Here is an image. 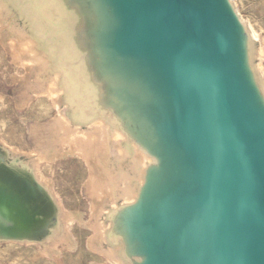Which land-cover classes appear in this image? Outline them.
Wrapping results in <instances>:
<instances>
[{"label":"water","instance_id":"water-1","mask_svg":"<svg viewBox=\"0 0 264 264\" xmlns=\"http://www.w3.org/2000/svg\"><path fill=\"white\" fill-rule=\"evenodd\" d=\"M4 4L52 61L71 119L102 121L131 162L149 159L134 198L104 213L120 260L264 264V81L232 1ZM10 156L0 145V239L40 240L58 207Z\"/></svg>","mask_w":264,"mask_h":264},{"label":"bare ground","instance_id":"bare-ground-1","mask_svg":"<svg viewBox=\"0 0 264 264\" xmlns=\"http://www.w3.org/2000/svg\"><path fill=\"white\" fill-rule=\"evenodd\" d=\"M2 6L0 5V52L6 56L8 63L0 64V84L3 82L14 87L15 119L21 122L22 130H28L31 146L26 148L6 117H0V141L14 155L28 156V162L38 179L57 196L62 208L65 233L58 239H52L47 246L26 242L32 244L29 245L30 252L27 255L20 251L21 242L8 241V246L3 248L0 244V252L7 251L11 256L7 263L0 264H59L58 257L55 256L64 257L70 264H124L115 249L104 247L107 225L103 223L102 217L108 210L106 204L113 207L119 200L125 202L134 198L136 184H133V180L140 178L142 168L149 159L136 152L127 168L116 169V175L108 177L106 171L100 168L101 160L112 158L118 167L127 162L128 154L123 147V136L116 130L110 133L102 121H96L85 129L69 126L68 118L59 105L63 91L59 86L58 74L49 80L43 78L49 63L30 36H13L7 33L4 38L2 32L7 29L3 26L5 21L1 13ZM250 29L253 36L258 38L252 24ZM0 89L3 90V87L0 86ZM0 100L5 104L6 99L2 93ZM41 101L44 102L46 113L55 107L57 115L45 121L31 122L28 116L24 117L20 112L25 103L31 104L27 108H31L32 112L35 104ZM74 161L85 172L79 183L81 193L75 197L68 191L69 179L72 178L75 166L71 163ZM114 188L118 195L116 198ZM80 197L84 199L82 208L77 203ZM13 249L17 250V255L11 254ZM29 255H37V259H32Z\"/></svg>","mask_w":264,"mask_h":264},{"label":"rangeland","instance_id":"rangeland-1","mask_svg":"<svg viewBox=\"0 0 264 264\" xmlns=\"http://www.w3.org/2000/svg\"><path fill=\"white\" fill-rule=\"evenodd\" d=\"M231 1L234 4V7H235L238 15L240 16L241 20L244 22L247 29L251 33L253 41L255 42L254 62H255V64H257L256 67L259 71L258 72L259 76L263 80L264 79V0H240V1L239 0H231ZM243 3H245V4L242 6ZM0 5L1 6L3 5L2 6L3 8L1 9V11H2L1 13H2L3 19L5 21L3 23V26H6V29H7V30L5 29L6 31L3 30V32H2L4 38H6L5 35H7V33H8V35H13V36H15V35H17V36H19V35L31 36L32 35V33L28 32V30L26 29L24 22L22 21L23 19L21 18L22 17L21 14L15 8H13L12 4H11V6H6L4 4V0H0ZM255 21H257V22H255ZM250 24H252L255 27V29L258 33V38L253 36L252 31L250 29ZM32 37L34 38L33 35H32ZM260 50H261V53L263 52L262 54L260 53ZM48 61H49V66L46 67L45 73L44 74L42 73L43 74L42 76L45 80H49L50 78H53L56 75L55 68H54L50 58H48ZM7 63H8V59L6 58L5 55L1 54V52H0V64L6 65ZM0 86L3 87V90L0 89V94L2 93V95H4V99H6L5 104H3V102L0 100V117H6L8 122L14 126V130H15L16 134L21 137L22 141L26 144L25 146L27 148V147L31 146V143L29 141L28 130L27 131L22 130V127L20 126L21 122L17 121L15 119V111L13 108H14L15 103H16L15 102L16 93H15L14 87L10 86V84H5L3 82H1ZM60 88L62 89V87H60ZM64 97H65V95L62 94L61 98H60L61 101H60L59 105H60L62 112L65 114V117L68 118L69 126L71 128L78 126L80 128L85 129V128H89L90 125H93L96 122L95 121V122H91L88 124H78V123L74 122V120L71 119V116L68 115L69 104L67 102V99L65 101ZM36 102L37 101L35 100V103ZM30 105H31L30 103H25L22 106V108H21L22 110L20 112L22 114H24L23 115L24 117L28 116L29 119L31 120V122L35 121V120L45 121L46 119L55 117V115H57L55 112V109H56L55 107H52L51 111L46 113V111H45L46 108L44 107L45 105H44L43 101L35 104V107H34L32 112H31V108L30 109L27 108ZM44 113H46V114H44ZM41 114L42 115L44 114V115L42 116ZM97 121H99V120H97ZM106 126L109 128V132L111 133L113 131L112 128H110L108 125H106ZM18 143H19V141H18ZM18 143H16V144H18ZM0 145L7 148L9 150L11 156H12V157L10 156V158L9 157L7 158L8 162H10V160H13L12 158H16L18 160L19 164H25L30 169H32L35 176H36L34 168L28 162V160H29L28 156L26 157L23 155L22 156L21 155H14L11 152V150L1 141H0ZM129 153L132 154L131 151H129ZM111 157H112V155H111ZM131 158H133V155L131 156ZM111 159H109L107 161L101 160V164H100V168H103L104 171H106L108 177L116 175V172H115V171H117L116 169L119 170V168H123V167L127 168L128 167L127 165L132 163L129 159H127L126 163H123L122 165H120V167H118L116 165V163L114 162V159H112L113 163L111 164ZM71 164L72 165L75 164V166H74V172H73L72 178L69 179L70 183L68 185V191L71 193L72 196L75 197L76 195H79L81 193V188H79V183H80V180L85 176V172L82 169H80L79 166H77V161H74ZM36 178L38 179L37 176H36ZM110 179H112V178H110ZM40 183L45 187V189L51 195L52 199L54 200L55 204L58 207V221H57L56 225H54V227L50 230V232L48 233V236H46L40 240H6V239H0V242H1L0 244H1L2 248L8 246L6 244L8 241L21 242L22 246H20V248H21L20 251L22 254L27 255L30 252L29 251L30 250L29 245L36 244L37 246H45V245L47 246V245L51 244L52 239L53 240L58 239L59 237H61L65 233V225H64V220L62 218V208H61V205L58 201L57 196L44 183H42L41 181H40ZM114 194H115L114 196L116 198L118 196L116 189L114 190ZM118 202L120 203V202H122V200H119ZM77 203L79 205L78 207L82 208V205L84 204V199L82 197H80V199L78 200ZM109 206H110L109 204H106L107 209L109 208ZM102 219H103V223L107 225L108 222L105 220L104 215H103ZM26 242H30L32 244H29ZM109 245L106 244V241L104 240V247L107 248V247H109ZM0 253H1L0 262L7 263L10 260L11 256L7 253V251H4V250L1 251ZM11 254L17 255L18 252H17V250L13 249V250H11ZM29 256L32 259H37V255H29ZM55 257H58L59 264H70L62 256H55Z\"/></svg>","mask_w":264,"mask_h":264}]
</instances>
